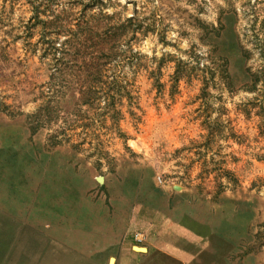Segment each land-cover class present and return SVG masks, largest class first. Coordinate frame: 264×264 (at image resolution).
I'll use <instances>...</instances> for the list:
<instances>
[{
    "label": "rangeland",
    "instance_id": "374dc122",
    "mask_svg": "<svg viewBox=\"0 0 264 264\" xmlns=\"http://www.w3.org/2000/svg\"><path fill=\"white\" fill-rule=\"evenodd\" d=\"M157 236L264 264V0H0V264Z\"/></svg>",
    "mask_w": 264,
    "mask_h": 264
},
{
    "label": "crops",
    "instance_id": "0c3cea01",
    "mask_svg": "<svg viewBox=\"0 0 264 264\" xmlns=\"http://www.w3.org/2000/svg\"><path fill=\"white\" fill-rule=\"evenodd\" d=\"M168 228H163L158 232V235L170 234L167 232ZM171 231V230H170ZM152 240V239H151ZM148 240L147 244L151 248L155 249L156 252L160 253L161 259L169 260L172 264H187L186 258L182 255L180 248L173 247L167 239H161L160 237H156V240ZM207 248H203V253L200 256V262L202 264H211L213 261H218L217 256L214 257L212 247L210 245L206 246ZM221 259V258H220ZM199 261V259H198ZM222 262V261H221Z\"/></svg>",
    "mask_w": 264,
    "mask_h": 264
},
{
    "label": "built area",
    "instance_id": "2783aa9c",
    "mask_svg": "<svg viewBox=\"0 0 264 264\" xmlns=\"http://www.w3.org/2000/svg\"><path fill=\"white\" fill-rule=\"evenodd\" d=\"M145 240V237L143 234H135L134 235V241L138 244L143 243V241Z\"/></svg>",
    "mask_w": 264,
    "mask_h": 264
}]
</instances>
